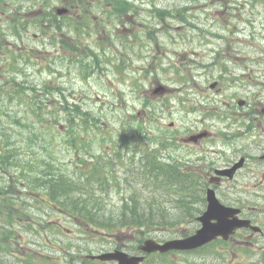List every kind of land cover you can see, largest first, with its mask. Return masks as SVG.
Masks as SVG:
<instances>
[{
  "label": "rangeland",
  "instance_id": "374dc122",
  "mask_svg": "<svg viewBox=\"0 0 264 264\" xmlns=\"http://www.w3.org/2000/svg\"><path fill=\"white\" fill-rule=\"evenodd\" d=\"M129 1L133 10L116 17L110 0H0V264H81L83 255L112 250L114 244L181 235L185 224L177 219L185 217V207L196 204L178 200L185 198L184 191L148 175L157 172L137 161L156 145L168 144L164 158L182 159L191 171L209 163L218 167L234 147L228 150L214 137L198 140L193 149L181 137L212 122V132L234 134L237 100L264 108V0ZM57 7L67 12L60 32L51 33L72 50L50 45V34H41L47 21L43 12L57 19ZM89 47L99 54L98 68L96 63L91 68L94 56H87L88 67L73 61L93 53ZM159 85L163 93H153ZM247 112L238 115L244 127L242 137L233 140L255 153L264 146V114L259 113L258 125ZM72 122L86 128L78 127L70 134L77 139L67 142ZM94 155L101 165L98 175L110 183L100 190L106 208L114 215L127 209L124 199L134 190L140 207L134 211L143 227L127 223L111 231L86 227L81 232L73 217L48 203L58 200V191L50 196L44 192L37 168L44 163L41 174L56 170L84 189L93 178L82 171ZM77 156L82 171L74 178L70 172ZM261 161H248L238 183L247 190V203L264 206V199L247 197L264 181ZM253 172L261 177H252ZM151 209L168 213L157 220L173 222L154 225L145 218ZM220 255L238 264L237 248L232 253L225 248ZM259 255H264V246ZM191 261L201 263L199 257L172 252L150 256L144 264Z\"/></svg>",
  "mask_w": 264,
  "mask_h": 264
},
{
  "label": "trees",
  "instance_id": "16d2710c",
  "mask_svg": "<svg viewBox=\"0 0 264 264\" xmlns=\"http://www.w3.org/2000/svg\"><path fill=\"white\" fill-rule=\"evenodd\" d=\"M113 2H115V8L118 7V5H120L121 0H110ZM121 8L124 9H129L130 6L129 4L124 3L123 5H120ZM117 10V9H116ZM117 13V12H116ZM54 18L53 16L50 17V19L45 22V26H48V30L46 28H44L45 26L41 27V34L45 37V35L47 34V32L49 31L52 32L53 29H57L58 26L61 27L62 23L57 21L56 19H52ZM22 26L21 29L23 27H25L24 25H20ZM20 29V31H21ZM74 30L75 29L73 28ZM17 32V31H16ZM48 42L50 44L54 43L55 41L61 46L62 40L61 39H56V36L52 33H50L49 38L47 39ZM66 47V46H65ZM67 50H72L73 47L72 46H68L67 45ZM90 56H94L92 58V67L93 68L95 66L94 63H97L98 60V54L94 53V54H89L88 57ZM87 54H84L82 56L79 57V59H75L73 61H75V63L80 64V67H85V66H90L89 60L86 61V59H88ZM51 65V64H50ZM50 65H48V68H52ZM97 68V66H96ZM42 93V91H41ZM32 96H35L34 93H31ZM53 93H51L52 95ZM65 103H67L66 100H64ZM35 106L39 107L41 106V104H39L37 101L34 102ZM34 106V109H36ZM67 111V110H66ZM73 111L78 115L81 112L78 111V105L74 104L73 105ZM84 114V113H82ZM67 121L70 120V114L66 113V118ZM74 119V118H73ZM97 122V121H96ZM94 122L93 125L96 123ZM71 127H67V133H66V141L69 142L70 139H77V135L76 138L75 137H71L70 134H75V131L77 130L78 127H83L86 128L85 124H81V123H76V122H72L71 124H69ZM161 146L162 148H164L165 144L163 145H156L154 149L150 150V152L148 154H143L141 155L142 158H140L139 162H138V166L143 165L145 163L146 166H149L150 168L152 167L153 170H155L157 173V175H154L153 173L148 174V175H152V176H156L159 178V180L164 181L166 183L167 186L171 187L172 189H176V190H180V191H184L186 193L185 198H181L178 200H185L187 198V203L191 204L193 201L196 200V193L198 190H200V187L198 185H196L195 183H192V180L188 179V176L192 175L193 173H196L195 171H191L187 168V165L185 164H177L175 159H171L169 161H165L163 160V158L161 157V150H159V147ZM81 160V159H80ZM93 160L94 163L93 164H88V166L84 167V169L87 171L86 176L89 178L92 177V173L93 172H97L99 169V167H101V165L99 163H95L98 160V156L94 155L93 156ZM52 161V159H51ZM104 164L107 165V162L104 161ZM44 166V165H43ZM40 168V167H38ZM37 168V169H38ZM39 171H41L39 169ZM37 173V172H36ZM41 174V173H40ZM76 175H78V172H76ZM47 178L46 180H44L43 182V188L45 190L46 193H48L49 195H55V191H58V195L55 197L58 200H54L57 203V206L60 207L58 209L63 210L67 215L73 217L78 223L85 224V225H91L93 227H103V229L107 230V231H111L112 230V226H119V225H124L127 223H136V224H143V222H141L138 217L140 215H135L136 212L134 211V207L136 208V199L133 198L134 196V190L132 191L131 195H129L128 200L124 199V201L128 202V208L126 209V207H123V209H120L118 212H116V214L114 215L112 209L106 208V204L103 202V197L100 194H96L95 197H93L90 192L92 191L93 188H90V186H99L101 188H103V186H106L107 181H100L102 180V178H98L96 179L94 176L93 179H95L96 181L94 182L93 180L90 182V186L87 185L82 191H81V187H79V185L72 183V180L69 177H63V175L61 173H58V171L54 170L52 174H47L46 175ZM93 184V185H92ZM101 199H100V198ZM138 202V200H137ZM134 206H133V205ZM192 205V204H191ZM190 205V206H191ZM184 206H186L184 204ZM107 209V210H103V209ZM140 207L138 206L136 208V210H138ZM193 209V206L191 207H185V213H186V217L191 215V210ZM153 210L155 209H151L150 211H148V213L146 212V217L147 220H150V222H154V223H158L160 224V220H157L156 218L160 217V216H165L166 214H168L167 212L164 211H160L157 210L158 214L156 213H152ZM173 214V213H172ZM184 217V218H186ZM183 217H180L179 219H177L178 221H184ZM167 222V221H166Z\"/></svg>",
  "mask_w": 264,
  "mask_h": 264
},
{
  "label": "flooded vegetation",
  "instance_id": "af4514ba",
  "mask_svg": "<svg viewBox=\"0 0 264 264\" xmlns=\"http://www.w3.org/2000/svg\"><path fill=\"white\" fill-rule=\"evenodd\" d=\"M242 101L243 103H241V105L239 106L238 114L235 116L237 120L232 119L234 124H236V129L234 134H225L217 131L212 132L210 130V128L214 125V123L212 122L206 126V128L203 131V135H205L204 136L205 140L217 137L221 141V144L223 146L225 145L227 147L226 149L228 150L234 147L231 150L229 156L223 159L220 166L221 168L231 166L234 162L238 161L240 157L243 158V162H244L243 165H241L240 168L236 169V172L235 174H233L232 177H229L228 175H216L215 177H213L214 181L212 187L214 188L216 194L224 204L238 207L239 217L248 219L252 224H258L260 226L264 222V218L261 217L262 215L258 216L254 214L251 211L252 207L246 205L242 200V198L238 196V192L241 190L240 188H243V185L239 186L238 188V175H239L238 172L243 168L242 166H244L246 162L250 160L255 161L258 158L263 160L261 162L263 163L264 166V146H259L255 148L256 152L253 153L254 150L248 149L247 147L243 148V147L235 146L234 145L235 142L233 139L238 138L239 140L242 137V128L244 127V125L238 120V115H243V110H248L247 114H251L252 119L258 122V125H260L262 124V121L258 119V115L259 113H261V115L264 114V108L262 107V105H259L260 103H251L249 101H244V100ZM236 102L238 104V100ZM258 106L259 109L257 108ZM236 133H238V136H236ZM222 136L225 137L226 139H222ZM232 152L235 154L232 155ZM257 152H261V153L256 154ZM214 169L215 167L213 168V170ZM210 175L211 174L208 173L207 178ZM252 177H261V174L257 175L256 173L253 172ZM235 180L236 183L232 185L231 182ZM248 181L251 182V179H249ZM195 224L197 225L198 223L196 222ZM258 233L261 234L260 237H254V234L258 236L259 235ZM215 242L223 243V241L219 239L216 240ZM228 242L238 245H241L242 243L248 245L246 251L245 249H242L243 251L246 252L245 253L246 259L244 258L238 264H258L256 256L259 253V245L264 246V229L261 228V232H255L249 227H239L229 238ZM227 248L229 249V247ZM209 257L212 258L211 256ZM145 261L146 260H144V262ZM204 261L207 264H223L222 260H218L216 258L210 260L204 259Z\"/></svg>",
  "mask_w": 264,
  "mask_h": 264
},
{
  "label": "water",
  "instance_id": "95a60500",
  "mask_svg": "<svg viewBox=\"0 0 264 264\" xmlns=\"http://www.w3.org/2000/svg\"><path fill=\"white\" fill-rule=\"evenodd\" d=\"M207 200L209 202L208 208L207 210L202 214L201 217H199V219L202 221L203 225L202 227L197 230L196 232V237L195 238H191L188 237L187 239H183V240H174V241H170V242H166L164 244V246L162 245H157L155 243H153L152 241H146L144 248L147 250H151V249H156V248H160L161 250H164L168 247H174V248H189V247H193L196 246L197 244L201 243L202 241L205 240L208 232L215 230L214 226L212 224H210V226L207 224V222L205 223L206 219H208L211 216H217L218 214H220L218 216L219 219H222V222H225L226 229L230 230L231 226H233L227 219H225V215L227 213H229L230 209L228 208H223L221 207L217 201L215 200V197L213 195V191L212 190H208L207 191ZM216 214V215H215ZM221 229L224 230V227L221 226ZM161 246V247H160ZM110 256H114V254H109ZM107 256H99L100 258H105L108 257ZM116 255V254H115ZM118 259L122 260L124 262V264H135L136 261L138 260V258H134V257H130L127 255H123L122 253L118 254Z\"/></svg>",
  "mask_w": 264,
  "mask_h": 264
}]
</instances>
